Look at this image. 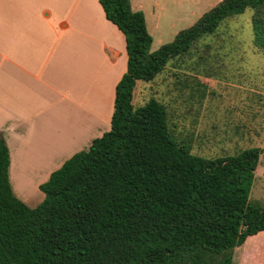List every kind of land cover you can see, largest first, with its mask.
<instances>
[{
    "label": "trees",
    "instance_id": "1",
    "mask_svg": "<svg viewBox=\"0 0 264 264\" xmlns=\"http://www.w3.org/2000/svg\"><path fill=\"white\" fill-rule=\"evenodd\" d=\"M99 2L127 56L110 129L40 184L35 207L12 190L0 133V264H233L235 249L264 231V204L248 199L260 149L197 155L170 128L166 105L135 106L133 90L247 8L253 43L264 50V0H220L153 51L130 0Z\"/></svg>",
    "mask_w": 264,
    "mask_h": 264
},
{
    "label": "crops",
    "instance_id": "2",
    "mask_svg": "<svg viewBox=\"0 0 264 264\" xmlns=\"http://www.w3.org/2000/svg\"><path fill=\"white\" fill-rule=\"evenodd\" d=\"M126 62L99 0H0V133L25 204L40 203V184L110 129ZM248 256L241 264H264Z\"/></svg>",
    "mask_w": 264,
    "mask_h": 264
},
{
    "label": "rangeland",
    "instance_id": "3",
    "mask_svg": "<svg viewBox=\"0 0 264 264\" xmlns=\"http://www.w3.org/2000/svg\"><path fill=\"white\" fill-rule=\"evenodd\" d=\"M130 1L144 14L153 51L220 0ZM252 13L247 8L224 20L187 55L168 61L153 82L138 81L132 103L143 105L152 98L163 102L170 128L178 139H190L197 155L211 158L259 148L248 199L264 204V50L253 43ZM235 252L233 264L248 255L264 261V231Z\"/></svg>",
    "mask_w": 264,
    "mask_h": 264
}]
</instances>
